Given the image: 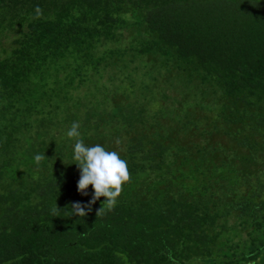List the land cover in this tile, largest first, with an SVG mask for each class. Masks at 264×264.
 <instances>
[{
    "label": "trees",
    "instance_id": "trees-1",
    "mask_svg": "<svg viewBox=\"0 0 264 264\" xmlns=\"http://www.w3.org/2000/svg\"><path fill=\"white\" fill-rule=\"evenodd\" d=\"M0 264H264V0H0Z\"/></svg>",
    "mask_w": 264,
    "mask_h": 264
},
{
    "label": "clouds",
    "instance_id": "clouds-1",
    "mask_svg": "<svg viewBox=\"0 0 264 264\" xmlns=\"http://www.w3.org/2000/svg\"><path fill=\"white\" fill-rule=\"evenodd\" d=\"M79 129V122H73L65 132L66 138L75 140L72 145V159L79 169L76 189L82 195H87L86 189L91 185L92 201L103 196L104 201L111 207L115 205L122 185L130 178L127 161L120 158L116 151H108L100 144L85 145L83 139L79 138L81 137ZM43 158L41 154H36L33 157L34 163L39 164ZM92 201H89L87 205L74 203L73 213L85 216L86 209Z\"/></svg>",
    "mask_w": 264,
    "mask_h": 264
},
{
    "label": "rangeland",
    "instance_id": "rangeland-1",
    "mask_svg": "<svg viewBox=\"0 0 264 264\" xmlns=\"http://www.w3.org/2000/svg\"><path fill=\"white\" fill-rule=\"evenodd\" d=\"M133 76L136 78V80H138V74L137 73L136 74H133Z\"/></svg>",
    "mask_w": 264,
    "mask_h": 264
}]
</instances>
